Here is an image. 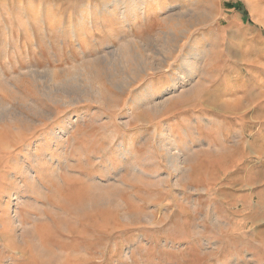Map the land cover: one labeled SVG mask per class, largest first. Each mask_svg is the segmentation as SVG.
I'll return each mask as SVG.
<instances>
[{
  "label": "rangeland",
  "instance_id": "rangeland-1",
  "mask_svg": "<svg viewBox=\"0 0 264 264\" xmlns=\"http://www.w3.org/2000/svg\"><path fill=\"white\" fill-rule=\"evenodd\" d=\"M134 1L0 0V264H264V0Z\"/></svg>",
  "mask_w": 264,
  "mask_h": 264
},
{
  "label": "bare ground",
  "instance_id": "bare-ground-1",
  "mask_svg": "<svg viewBox=\"0 0 264 264\" xmlns=\"http://www.w3.org/2000/svg\"><path fill=\"white\" fill-rule=\"evenodd\" d=\"M134 1V0H133ZM135 2V1H134ZM133 3V2H132ZM131 3V4H132ZM137 3V2H136ZM138 6V5H137ZM140 6V5H139ZM146 6V5H145ZM133 7H134V4H133ZM142 7V6H141ZM146 10V9H145ZM153 12V11H152ZM132 13V12H131ZM134 13V12H133ZM146 13V11H145ZM143 13V14H145ZM149 13V12H148ZM121 14H124L123 12H121ZM138 14V13H136ZM150 14V13H149ZM132 15V14H131ZM142 15V14H141ZM140 15V16H141ZM151 15V14H150ZM148 16V15H147ZM125 17V16H124ZM135 17V16H134ZM139 17V16H137ZM129 18V17H128ZM141 18V17H140ZM143 19V18H142ZM145 19V18H144ZM135 21V20H133ZM138 21V19H137ZM136 21V22H137ZM144 21V20H143ZM140 23V22H139ZM146 23V22H145ZM144 23V24H145ZM135 26H137L135 24ZM139 26V25H138ZM132 32V31H131ZM130 34V33H129ZM132 34V33H131ZM114 37V36H113ZM96 42V41H95ZM78 46H81V43L78 42L77 43ZM122 45V44H121ZM142 46V45H141ZM118 49V52H117V56L116 59H115V63H109L108 61L102 59V58H98V59H95L93 60V63L95 61V63L93 64V69L96 70V74L100 72V74L102 73H107L109 74L110 77H113L115 75H126V73H133L135 74V76L141 74L140 72H144L145 69L142 68V64H141V59L143 58L142 54H141V48H140V45H139V42H132V41H129L127 42V44L124 43V45H122L121 47L117 48ZM115 53V52H114ZM114 53H112L114 55ZM99 54V53H98ZM107 57V56H106ZM113 58V57H112ZM115 58V57H114ZM193 60L194 61V65L191 67L188 68V67H185V69L187 68V70H189V72H191V76L192 78L195 77V73H196V68L198 67L199 63L201 62L202 60V51H198L196 54H194L192 56ZM173 59V58H172ZM147 61V60H146ZM188 61V60H187ZM9 62V61H8ZM90 63V62H89ZM147 64V63H146ZM191 64V63H190ZM91 65V63H90ZM89 65V66H90ZM115 65V66H114ZM168 65V64H167ZM84 68L86 67L87 68V65L86 64H83ZM88 66V67H89ZM92 69V68H91ZM13 70V69H12ZM48 70V69H47ZM89 70V69H88ZM91 71V70H89ZM4 72V71H3ZM32 72V71H31ZM92 72V71H91ZM99 75V74H98ZM108 77V76H107ZM191 80V79H190ZM193 80V79H192ZM11 81V80H10ZM175 84V83H174ZM173 84V85H174ZM188 85V84H187ZM17 89V88H16ZM143 98V97H142ZM140 99V104L144 103L145 101L143 99ZM169 98V96H168ZM146 102H148L146 100ZM67 132V131H66ZM60 136V135H59ZM62 137V136H61ZM11 222V221H9ZM5 227V225H4Z\"/></svg>",
  "mask_w": 264,
  "mask_h": 264
}]
</instances>
